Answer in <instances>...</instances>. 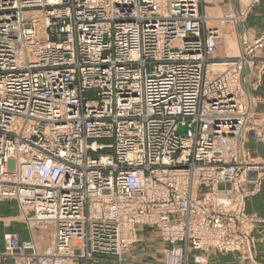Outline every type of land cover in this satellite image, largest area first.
<instances>
[{
    "label": "built area",
    "instance_id": "obj_1",
    "mask_svg": "<svg viewBox=\"0 0 264 264\" xmlns=\"http://www.w3.org/2000/svg\"><path fill=\"white\" fill-rule=\"evenodd\" d=\"M199 5L0 0V201L54 227L43 249L5 234L0 257L120 258L147 229L159 256L144 264L253 261L264 218L245 207L264 156L245 143L253 125L264 142V30L217 60L219 27Z\"/></svg>",
    "mask_w": 264,
    "mask_h": 264
},
{
    "label": "crops",
    "instance_id": "obj_2",
    "mask_svg": "<svg viewBox=\"0 0 264 264\" xmlns=\"http://www.w3.org/2000/svg\"><path fill=\"white\" fill-rule=\"evenodd\" d=\"M232 4V0H230ZM201 7L209 14L222 13L226 8L224 0H202ZM229 7V6H228ZM211 17V16H210ZM212 18V17H211ZM217 17H214V19ZM211 20V19H210ZM238 30H245L251 38L257 37L264 30V0L250 13L246 24L238 27ZM239 32V31H238ZM226 46L232 50L233 43L230 37L224 36ZM221 54L220 50L217 52ZM256 94H264V76L262 85L257 89ZM245 147L252 155L264 156V142L261 139L259 128L251 126L248 131ZM16 203V202H15ZM245 210L247 213L256 214L264 218V181L261 190L246 201ZM16 213V211H15ZM14 209L8 202L0 203V252L4 250L3 236L6 233H16L21 239L27 240L30 236L17 228V219L14 217ZM255 240V252L253 261L243 260L234 253L218 254L208 252L205 264H264V226H256L252 232ZM39 244V243H38ZM41 248L44 247L39 244ZM159 256V242L156 236L147 229L140 233V238L130 251L118 258L115 255H99L95 261L81 260L77 264H144L147 261L155 260ZM0 264H13L11 260L0 257ZM190 264H196L193 260Z\"/></svg>",
    "mask_w": 264,
    "mask_h": 264
},
{
    "label": "rangeland",
    "instance_id": "obj_3",
    "mask_svg": "<svg viewBox=\"0 0 264 264\" xmlns=\"http://www.w3.org/2000/svg\"><path fill=\"white\" fill-rule=\"evenodd\" d=\"M224 1L226 2V8H225V10H223L222 13H211V14H209L204 8L201 7L202 0H200V5H199L200 6V9H199L200 12L209 19L208 21H210L211 24L217 25L219 27L220 32H219L217 48L215 51V56H216L217 60L218 59H224V58H230V57H233V56L238 54V50H239V48H238L239 47L238 46L239 45V39H238V35H237L238 33H242L243 35H245L247 37V39H250V40L252 39L251 36L248 34V32H245V30H238V27L240 26V28H241V26L246 24V20L248 19V16L250 15V13L261 2V0H259L254 6H252L248 10H246L245 7L242 5V3L239 2V0H232V2H233L232 4L230 3V0H224ZM244 11L246 12L245 15H243ZM231 14H233L235 16L237 15V17H239L240 19L236 20V19H238V18H236L235 19L236 21L233 20L232 22H230V20L227 21V17H229ZM214 17H217V18L214 19ZM226 34L230 37L231 42L233 43L232 50L226 46V43L224 41V36ZM219 50H220L221 54L217 53ZM252 156L261 157L259 155H252ZM1 202H8L12 205V207L14 209V213L16 211V213L14 214V217H15V219H17V222H18L17 228L19 229V231L26 233L27 236L29 235L30 237L28 239H33L37 243V245L40 244L43 247L45 245H47V247H48L52 243L53 235H54V227L52 225L40 226V225L30 224V226H29V224L24 222V220L22 219V215H21V213L17 207V204L15 203L16 202L15 200H2V201H0V203ZM0 222H2V221H0ZM3 241H4V236H3ZM45 248H46V246H45ZM215 253H217V252H215ZM218 254H221V253H218ZM222 254H227V253H222ZM206 255L209 256L208 252L206 253ZM235 255H237V254H235ZM192 256H194V257L198 256L199 257V254L197 252H193ZM83 264H89V263H83Z\"/></svg>",
    "mask_w": 264,
    "mask_h": 264
},
{
    "label": "water",
    "instance_id": "obj_4",
    "mask_svg": "<svg viewBox=\"0 0 264 264\" xmlns=\"http://www.w3.org/2000/svg\"><path fill=\"white\" fill-rule=\"evenodd\" d=\"M183 130H184V129H179V132H180V131H183Z\"/></svg>",
    "mask_w": 264,
    "mask_h": 264
}]
</instances>
